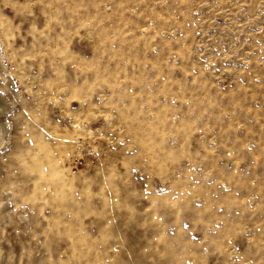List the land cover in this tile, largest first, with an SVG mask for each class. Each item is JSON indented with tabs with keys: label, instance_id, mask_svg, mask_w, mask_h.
Wrapping results in <instances>:
<instances>
[{
	"label": "rangeland",
	"instance_id": "rangeland-1",
	"mask_svg": "<svg viewBox=\"0 0 264 264\" xmlns=\"http://www.w3.org/2000/svg\"><path fill=\"white\" fill-rule=\"evenodd\" d=\"M0 264H264V0H0Z\"/></svg>",
	"mask_w": 264,
	"mask_h": 264
},
{
	"label": "bare ground",
	"instance_id": "bare-ground-1",
	"mask_svg": "<svg viewBox=\"0 0 264 264\" xmlns=\"http://www.w3.org/2000/svg\"><path fill=\"white\" fill-rule=\"evenodd\" d=\"M6 111V106L5 104H3L1 101H0V149H2V147L4 146L5 144V135H6V127L3 123V115L5 114Z\"/></svg>",
	"mask_w": 264,
	"mask_h": 264
}]
</instances>
